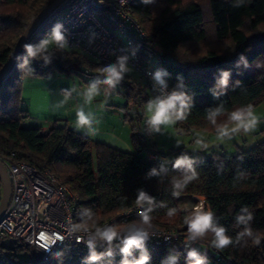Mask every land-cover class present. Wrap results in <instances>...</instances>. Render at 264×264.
I'll return each mask as SVG.
<instances>
[{
	"label": "trees",
	"instance_id": "trees-1",
	"mask_svg": "<svg viewBox=\"0 0 264 264\" xmlns=\"http://www.w3.org/2000/svg\"><path fill=\"white\" fill-rule=\"evenodd\" d=\"M51 1L0 0V70L26 28ZM130 14L149 38H134L138 56L144 63L157 56L154 70L161 73V81L185 98V118L176 119L177 127L216 134L220 127L233 123L231 113L264 104V32H259L264 27V0H135ZM208 22L212 35L206 28ZM47 31L45 21L27 46L40 47ZM208 38L229 42V50L209 49L196 59L190 48L206 43ZM152 43L160 48V54L151 49ZM83 66L101 72L107 67L92 65L76 51L52 43L50 49L44 46L36 56L24 48L10 77L0 84V158L8 159L14 153L15 161L49 169L58 184L79 197L82 228H102L118 213L141 205L143 215L150 218L148 224L143 223L142 215L111 228H179L186 236L185 220L193 212L180 209L178 200L200 197L212 214V227L223 228L231 240L227 246L216 248L215 233L210 228L198 237L218 253V259L206 249L185 250L172 243L146 253L147 264H194L191 251L205 264H264V141L235 155L212 152L203 159L183 149L170 150L173 162L159 165L146 158L155 147L148 127L143 136L131 126V153L94 142L68 128L44 132L22 127L27 116L21 108L22 79L43 78L54 72L70 74ZM224 72L229 74L226 84L221 83ZM217 110L213 123L209 115ZM124 120L130 121L127 113ZM181 158L186 163L176 167ZM193 172V180L176 188L177 182L182 183ZM141 192L147 199L137 204ZM176 192L179 195H174ZM172 209L175 212L169 216ZM139 258L128 257L130 261ZM122 259L93 264H121Z\"/></svg>",
	"mask_w": 264,
	"mask_h": 264
},
{
	"label": "built area",
	"instance_id": "built-area-1",
	"mask_svg": "<svg viewBox=\"0 0 264 264\" xmlns=\"http://www.w3.org/2000/svg\"><path fill=\"white\" fill-rule=\"evenodd\" d=\"M134 3L135 0H64L46 20V38L54 47L76 51L94 64L108 67L118 65L124 58L125 68L139 74L157 101L164 100L173 94L172 90L155 79L157 72L137 54L134 38L143 41L149 38L130 14ZM57 26L64 37L60 42L53 35ZM154 48L152 43L151 49ZM16 157L12 153L8 159L0 158L11 185L10 200L0 218V242L16 240L29 252V258L21 261L16 255L19 249L12 252L0 247V264H93L123 257L124 241L135 229H124L120 238L111 241L103 239L99 232L116 223L125 225L140 218L145 212L141 205L118 213L102 228H82L79 197L67 186L58 184L49 169H36L15 161ZM148 160L159 165L167 161L164 155L157 154H150ZM1 194L0 184V198ZM197 206L208 212L203 198L198 199ZM142 230L147 232V238L142 248L132 249L133 256L152 253L172 243L185 250L202 244L197 239H188L179 228ZM206 250L215 259L219 258L213 248ZM93 254L98 259L90 260Z\"/></svg>",
	"mask_w": 264,
	"mask_h": 264
},
{
	"label": "crops",
	"instance_id": "crops-1",
	"mask_svg": "<svg viewBox=\"0 0 264 264\" xmlns=\"http://www.w3.org/2000/svg\"><path fill=\"white\" fill-rule=\"evenodd\" d=\"M49 43L51 47V41ZM157 49L159 52L157 54H160V48ZM90 64L95 65L91 61ZM74 73L89 75L90 78L78 80L74 77ZM105 79L104 72L92 70L86 66L70 74L54 72L43 78L24 77L21 108L26 111L27 116L21 122L22 127L41 129L44 132L52 128H68L94 142L127 153L133 152L131 126H135L137 132L143 136H145V128L148 127L155 147L147 154V159L150 154L166 155L167 161L169 160L171 164L174 159L173 155H168V152L176 149H183L189 154H201L205 157L211 154L201 150L207 138L204 135L205 131L185 130L183 127H179L181 131L177 132L192 136L189 145H184L176 138L172 145L165 147L161 138L160 125L153 126L150 122L157 100L133 69L126 68L122 78L112 86L104 83ZM93 85L96 87V93L89 99L87 93ZM150 104L153 105L151 111L149 110ZM81 112L88 120L86 125L79 124L78 113ZM126 113L129 122L124 120ZM139 117L141 119L138 120ZM233 127L235 124L227 126L228 135L222 136L224 141H230V136H233L231 130ZM195 131L202 133L196 136ZM213 143L220 144L218 146L220 153L227 152L219 140ZM116 233L114 238H120L121 230Z\"/></svg>",
	"mask_w": 264,
	"mask_h": 264
},
{
	"label": "clouds",
	"instance_id": "clouds-1",
	"mask_svg": "<svg viewBox=\"0 0 264 264\" xmlns=\"http://www.w3.org/2000/svg\"><path fill=\"white\" fill-rule=\"evenodd\" d=\"M54 39L57 42L63 41L64 37L62 33L60 32L59 26L54 30ZM48 43V41H44L40 47L33 48L32 46H25L27 53L30 56H36L39 51ZM126 71L125 68V60L124 58H121L118 65H110L103 69L104 74L106 75V79L104 83L112 86L116 82H118L122 78V74ZM228 73H223V79L221 83L226 84ZM155 79L163 83L161 81V73L157 72L155 74ZM96 93V87L93 85L88 90V97L91 99V97ZM177 104L179 105V110L177 109ZM187 107L185 103V98L182 94L173 93L171 96H169L167 99L159 100L155 103V110L152 112L151 115V124L153 126H158L160 124H166L173 121V117L177 120H181L185 118L184 109ZM153 108V105H149V110L151 111ZM175 110V111H174ZM219 110L216 112H212L209 115V119L215 123V116L218 114ZM79 117V124L80 125H86L88 124V120L85 118L84 114L78 113ZM231 121L235 122V127H233L231 130L233 132L239 130L240 128H243L245 131L250 130L253 128L257 122V117L253 114L251 108L248 110H238L233 113H231L230 116ZM219 133L221 136L228 135V128L227 126H222L219 128ZM185 159L181 158L176 161V167H180L181 165L185 164ZM196 174L195 172L192 173L190 176H186L184 178V181L177 182L176 188H182L184 185H186L189 181L193 180L195 178ZM174 195H179L178 192L174 193ZM147 197L143 192L140 193L139 198L137 200V204H139L141 201L146 200ZM175 212V209H172L168 212L169 216H172ZM149 217L147 215H143V223L148 224L149 223ZM243 220V217L240 218ZM185 223L188 225V232L191 236V238H195L197 236H202L206 231H208L210 228L215 233V240L213 241L214 246L216 248H223L231 243V240L225 236L224 232L225 230L223 228H214L212 227V214L210 212H202L201 206H197L195 209V214L192 216L191 219H186ZM99 232V230H98ZM101 237L107 241H111L117 233L115 230L111 227L105 229L102 232H99ZM248 235H251V232L247 233ZM243 235V234H242ZM147 238V232L142 229H135L131 235H129L125 241L124 246L121 249V253L123 256L121 264H147L149 260V256L145 253L140 256L139 259H136L134 261H130L128 257L131 255L133 248H142L144 240ZM256 243H259L257 240ZM89 247L91 248L92 245L89 243ZM189 257L194 259V264H205L204 260L197 257V253L195 251L189 252ZM98 257H96L94 254L90 256V260H96Z\"/></svg>",
	"mask_w": 264,
	"mask_h": 264
},
{
	"label": "rangeland",
	"instance_id": "rangeland-1",
	"mask_svg": "<svg viewBox=\"0 0 264 264\" xmlns=\"http://www.w3.org/2000/svg\"><path fill=\"white\" fill-rule=\"evenodd\" d=\"M182 1H187V0H182ZM206 28L207 30H209V34L212 35V25L211 22L206 24ZM259 32H264V27H261L259 29ZM211 37V36H210ZM50 40L48 39V43L45 45L46 49H50ZM158 46L155 45V48L153 49L154 52L159 53L158 52ZM230 48L229 42H224V43H218L213 41V39L208 38L206 43L203 44H199V45H195L194 47L190 48L192 50H194V55H196V59L199 58L198 56L205 54L209 49H213L217 52H222V51H228ZM81 56V55H80ZM83 57V56H82ZM85 58V57H84ZM86 60H88L87 58H85ZM90 62V60H89ZM158 63V58L157 56H152L150 57L149 62H147L146 64L151 68L154 69L156 67ZM80 69V68H79ZM81 70V69H80ZM82 73V72H81ZM74 77L78 80H86L88 78H90L89 75H85V74H80V73H74ZM253 114L257 117V122L255 124V126L253 128H251L248 131H245L244 129L240 128L239 130L233 132V136H230L231 139L230 141H224V139L222 138V136L220 135V133H209V132H205L204 135L207 136V138L204 140V146L201 147V150H204L208 153H212V152H219V145H216L213 143V141L219 140V143H222V147L226 149V155H235L239 149L240 150H247L252 148L253 146L261 143L262 141H264V104H261L255 108H251ZM235 124V122L227 125H233ZM176 126V119L175 117H173V121L166 123V124H160V129H161V138L163 140V143L165 145V147L172 145V142L178 138L179 141H182V143H184V145L188 146L190 140L192 139V136H189L187 134L184 133H178L177 131H181L179 127ZM202 132H197L195 131L194 134L196 136H198L199 134H201ZM203 136V135H202ZM202 139V138H200ZM195 156L198 159H203L205 156L201 155V154H195ZM167 160V159H166ZM167 165H170V161H167ZM198 199H201L200 197H181L178 200V205L180 207V209L182 210H187V211H191L193 212L192 216L195 214V209L197 208V204H198ZM192 218V217H191ZM190 218V219H191ZM180 227V226H178ZM116 231H119V228L116 227L115 229ZM185 235L188 237V239L191 240H199L202 244H197L195 247V250L198 252H204L205 249H208V246H204L205 244L203 243V241H201V239L197 236L195 238H191L189 232H186ZM16 255L19 256L21 261L27 260L29 258V252L24 249L22 251H16Z\"/></svg>",
	"mask_w": 264,
	"mask_h": 264
},
{
	"label": "water",
	"instance_id": "water-1",
	"mask_svg": "<svg viewBox=\"0 0 264 264\" xmlns=\"http://www.w3.org/2000/svg\"><path fill=\"white\" fill-rule=\"evenodd\" d=\"M64 0H52L49 4H47L42 11L32 20L29 26L26 28L22 36L19 38L18 42L16 43L13 51L11 52L7 62L0 70V84L7 80L16 63L21 59V54L37 32V30L43 25V23L47 20L49 15L63 2ZM0 184L2 187V194L0 198V218L4 214L9 200L11 196V185L10 181L6 172V168L0 162ZM0 247L2 249L15 252L17 249L22 248L21 244H18L14 239H5L0 242ZM217 257V256H216Z\"/></svg>",
	"mask_w": 264,
	"mask_h": 264
}]
</instances>
